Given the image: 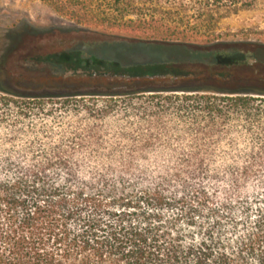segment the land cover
I'll return each mask as SVG.
<instances>
[{
	"label": "trees",
	"instance_id": "16d2710c",
	"mask_svg": "<svg viewBox=\"0 0 264 264\" xmlns=\"http://www.w3.org/2000/svg\"><path fill=\"white\" fill-rule=\"evenodd\" d=\"M126 15L147 33L103 44L85 69L133 80L159 68L144 79L169 88L0 90V264H264V92L166 71L216 64L186 49L196 42L173 18Z\"/></svg>",
	"mask_w": 264,
	"mask_h": 264
},
{
	"label": "rangeland",
	"instance_id": "374dc122",
	"mask_svg": "<svg viewBox=\"0 0 264 264\" xmlns=\"http://www.w3.org/2000/svg\"><path fill=\"white\" fill-rule=\"evenodd\" d=\"M115 1L130 5L116 9ZM200 1L0 0V90L50 96L83 92L143 94L169 88L167 82L144 79L147 74L162 73L159 68L152 73L140 72L142 77L133 80L85 69L90 52L107 55L100 49L103 44L131 41L130 35L147 33L124 25L121 15L132 11L135 13L126 18L137 22L142 17L148 21L153 16L156 20L173 18L168 19L169 26L180 23L179 31L196 42L186 49L211 56L216 64L169 66L166 71L215 90L264 92V0L220 1L204 16L197 12L196 2ZM205 40L214 41L202 44ZM59 66L62 71L56 69ZM221 76L229 79L215 81ZM202 77L204 83L199 81Z\"/></svg>",
	"mask_w": 264,
	"mask_h": 264
},
{
	"label": "water",
	"instance_id": "95a60500",
	"mask_svg": "<svg viewBox=\"0 0 264 264\" xmlns=\"http://www.w3.org/2000/svg\"><path fill=\"white\" fill-rule=\"evenodd\" d=\"M146 80H149V81H154V80H156V81H160L159 79H154V78H146ZM163 81V80H162Z\"/></svg>",
	"mask_w": 264,
	"mask_h": 264
}]
</instances>
